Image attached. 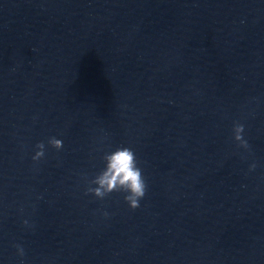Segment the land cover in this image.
Returning a JSON list of instances; mask_svg holds the SVG:
<instances>
[{"label": "clouds", "instance_id": "clouds-1", "mask_svg": "<svg viewBox=\"0 0 264 264\" xmlns=\"http://www.w3.org/2000/svg\"><path fill=\"white\" fill-rule=\"evenodd\" d=\"M245 126L239 121L233 122L232 139L238 148L245 151L250 150V145L244 137ZM47 144L57 151L63 148V141L56 137L48 138ZM35 153L31 159L34 163L41 161L45 157L46 145L43 141L35 145ZM104 167L91 179L85 174L83 180L85 182L84 195H91L97 200H105L112 193L123 194V199L130 209L135 210L140 207V201L145 197L147 192V183L143 175V170L139 166L134 150L127 146H118L114 150L105 152L102 156ZM257 163L253 161L249 165V172L254 171ZM21 211H23L21 209ZM104 217H108L109 213L104 211ZM23 224L29 226V221L24 220ZM16 255L20 258V264H24L26 255L25 249L21 244H15Z\"/></svg>", "mask_w": 264, "mask_h": 264}]
</instances>
